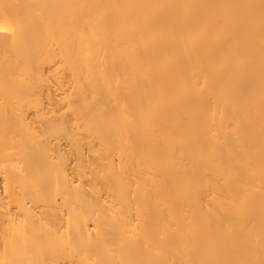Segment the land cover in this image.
<instances>
[{"label":"bare ground","instance_id":"obj_1","mask_svg":"<svg viewBox=\"0 0 264 264\" xmlns=\"http://www.w3.org/2000/svg\"><path fill=\"white\" fill-rule=\"evenodd\" d=\"M0 264H264V0H0Z\"/></svg>","mask_w":264,"mask_h":264}]
</instances>
